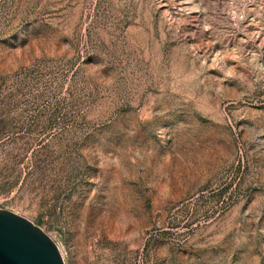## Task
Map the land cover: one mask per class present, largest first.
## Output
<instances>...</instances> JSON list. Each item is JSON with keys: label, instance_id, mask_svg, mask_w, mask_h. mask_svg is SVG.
Masks as SVG:
<instances>
[{"label": "rangeland", "instance_id": "374dc122", "mask_svg": "<svg viewBox=\"0 0 264 264\" xmlns=\"http://www.w3.org/2000/svg\"><path fill=\"white\" fill-rule=\"evenodd\" d=\"M0 210L64 264H264V0H0Z\"/></svg>", "mask_w": 264, "mask_h": 264}, {"label": "water", "instance_id": "95a60500", "mask_svg": "<svg viewBox=\"0 0 264 264\" xmlns=\"http://www.w3.org/2000/svg\"><path fill=\"white\" fill-rule=\"evenodd\" d=\"M0 264H64L57 246L38 227L0 210Z\"/></svg>", "mask_w": 264, "mask_h": 264}]
</instances>
